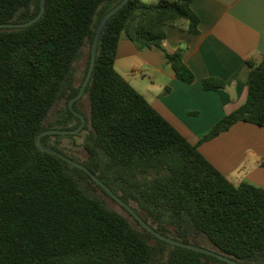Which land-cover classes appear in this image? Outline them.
I'll use <instances>...</instances> for the list:
<instances>
[{"label": "trees", "instance_id": "1", "mask_svg": "<svg viewBox=\"0 0 264 264\" xmlns=\"http://www.w3.org/2000/svg\"><path fill=\"white\" fill-rule=\"evenodd\" d=\"M120 1L46 0L35 23L0 27V264H231L157 237L87 172L37 143L48 128L80 125L69 101L87 74L100 20ZM191 2L129 0L117 11L101 33L83 94L90 114L74 103L87 120L84 157L61 146L63 137L74 134H46L42 142L85 164L157 231L208 243L246 264H264V188L235 184L199 148L239 121L264 125V55L247 60L246 101L197 143L115 67L126 36L138 48H161L178 77L194 81L183 47L168 52L163 46L166 25L188 21L190 31H199ZM40 7L41 0H0V22L30 20ZM203 85L225 87L214 77ZM62 100L66 105L50 120Z\"/></svg>", "mask_w": 264, "mask_h": 264}, {"label": "crops", "instance_id": "2", "mask_svg": "<svg viewBox=\"0 0 264 264\" xmlns=\"http://www.w3.org/2000/svg\"><path fill=\"white\" fill-rule=\"evenodd\" d=\"M191 6L200 17L199 31H190L188 21L166 25L163 46L168 52L183 47L194 81L178 77L161 48H138L126 36L120 39L115 67L197 143L247 99V60L264 55V0H192ZM210 77L222 80L225 87L205 89L203 80ZM199 148L235 184L248 181L264 188V125L239 121Z\"/></svg>", "mask_w": 264, "mask_h": 264}, {"label": "water", "instance_id": "3", "mask_svg": "<svg viewBox=\"0 0 264 264\" xmlns=\"http://www.w3.org/2000/svg\"><path fill=\"white\" fill-rule=\"evenodd\" d=\"M129 0H121L117 5H115L113 8H111L100 20L99 25L97 27L96 33H95V37L93 40V44H92V48H91V60H90V64H89V68L87 71V74L84 78V81L81 85V88L78 92V94L76 96H74L70 101H69V106L71 108V110H73V112H75V114H77L80 118H81V123L77 128H48L44 131H42L38 137H37V143L39 145V147L43 150H46L48 152L54 153L58 156H60L61 158H63L64 160H66L67 162H69L70 164L77 166L81 169H83L85 172H87L98 184H100L117 202H119L122 206H124L147 230H149L151 233H153L154 235H156L157 237L173 243L175 245L178 246H182L188 249H193V250H197L200 252H203L205 254H209L212 256H215L219 259L225 260L231 264H246L232 256L226 255L224 253L218 252L216 250L210 249L208 247H204L201 245H197L194 243H190V242H184L182 240H178L175 239L171 236L165 235L159 231H157L154 227H152L135 209L132 205H130L129 203H127L125 200H123L116 192H114L96 173H94L92 170H90L85 164L71 158L70 156H68L67 154H65L64 152L46 145L42 142V137L46 134H75L78 133L79 131H81L85 125L86 122V118L85 116L80 113L78 110L75 109L74 107V103L84 94L87 85L90 82V79L92 77V73L95 67V63H96V57H97V51H98V44L100 41V37H101V33L106 25V23L108 22V20L117 12L119 11ZM46 10V0H41V7H40V11L36 14V16H34L33 18H31L30 20L24 21V22H0V27H26L29 26L33 23H35L37 20H39L44 12Z\"/></svg>", "mask_w": 264, "mask_h": 264}, {"label": "rangeland", "instance_id": "4", "mask_svg": "<svg viewBox=\"0 0 264 264\" xmlns=\"http://www.w3.org/2000/svg\"><path fill=\"white\" fill-rule=\"evenodd\" d=\"M86 64H87V53L84 54V56L82 57L81 61L78 63V80H81L82 73H83V70H84ZM77 101H79L78 102L79 109H81L84 113L89 115L90 114V101H89L88 97L82 95ZM65 105H66V101L65 100H62V101L58 102L55 105V108L51 111V113L49 115V119L50 120L53 119L54 116H55L56 111L59 108L64 107ZM86 123H87V120L85 122V125H86ZM85 125H84V127H85ZM86 132L87 131H83V129H82L78 133L74 134L75 135L74 138H71L69 136L63 137L62 145H61L62 148L65 151L71 153L72 155L75 154V151H79L80 157H82V156L84 157L83 147L81 146V143L84 140ZM70 148H72V149H70ZM107 199H108L110 204H112L113 206L119 208V206L117 204H115L112 200H110L109 198H107ZM203 245H205L206 247H210V244H208V243H203Z\"/></svg>", "mask_w": 264, "mask_h": 264}]
</instances>
